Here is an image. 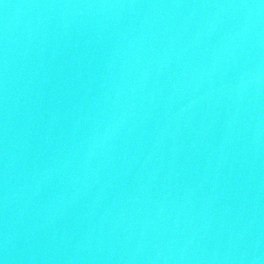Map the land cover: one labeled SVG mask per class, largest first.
<instances>
[{"label": "water", "instance_id": "water-1", "mask_svg": "<svg viewBox=\"0 0 264 264\" xmlns=\"http://www.w3.org/2000/svg\"><path fill=\"white\" fill-rule=\"evenodd\" d=\"M0 264H264V0H0Z\"/></svg>", "mask_w": 264, "mask_h": 264}]
</instances>
